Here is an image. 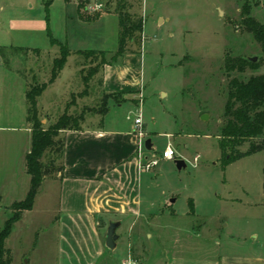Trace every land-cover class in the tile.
I'll use <instances>...</instances> for the list:
<instances>
[{"label":"rangeland","instance_id":"374dc122","mask_svg":"<svg viewBox=\"0 0 264 264\" xmlns=\"http://www.w3.org/2000/svg\"><path fill=\"white\" fill-rule=\"evenodd\" d=\"M244 1L142 0L141 5L131 8L143 17L141 43L129 46L142 54V102L138 108L144 139L152 143L146 153L160 158L170 143L176 158L185 162L178 170L176 158H160L155 167L142 173L143 199L152 198L158 208L162 199L174 198L166 209L176 215L168 221L158 219L180 227L178 233L153 228L149 230L151 238L139 233L136 241L146 250L145 264H168L175 252L189 260L208 258L231 237L242 242L253 240L250 234L257 233L258 240H264V152L223 166L219 141L227 85L224 54L255 56L254 61L262 54L250 32L234 27ZM248 1L251 15L264 23V0ZM99 3L98 10L114 7L108 0H90L92 5ZM79 24L76 0H52L48 13L43 0H0V45L6 47L0 49V193L4 198L0 195V227L12 214L15 199L22 200L30 186L22 159L23 147H30L21 129L28 125L23 81L31 82L33 76L39 83L48 80L53 58L61 52L59 46L51 44L50 35L61 41L67 37L78 40L83 35L88 49L108 53L67 57L57 81L38 98L44 126L66 107L69 113H84L87 124L105 101L109 105L106 125L117 120L128 122L126 117L132 120L134 108L121 102L123 94L109 98L100 85V65L110 60L118 45L117 15L109 12L93 23ZM260 73H264V63L247 69L245 76ZM205 115L208 119H202ZM12 126L14 130L7 128ZM247 148L245 142L239 150ZM196 154L200 156L197 162L193 160ZM58 164L56 160L54 165ZM52 179L42 180L32 210L24 211L12 226L5 241L11 264L59 263L58 224L53 218L60 208L61 191ZM150 180L154 184L149 186ZM190 198L194 199V212L189 207ZM126 226L123 223L117 233ZM174 241L178 242L173 251Z\"/></svg>","mask_w":264,"mask_h":264},{"label":"crops","instance_id":"0c3cea01","mask_svg":"<svg viewBox=\"0 0 264 264\" xmlns=\"http://www.w3.org/2000/svg\"><path fill=\"white\" fill-rule=\"evenodd\" d=\"M105 13H102L95 21L102 18ZM76 19L79 25L95 22L83 21L78 17L77 0ZM83 38L84 36L80 35L78 40L68 39V37L65 41L57 40L65 43L71 52L68 55L70 57L81 54L79 52L85 50H96L88 49L89 45L84 43L86 40L84 41ZM0 47L6 48L1 45ZM140 63H142V54H138L137 50L133 49L115 61L103 65L99 70L101 89L106 93H122L121 102H128L134 108L130 117L132 120L126 117L128 122L117 120L115 124L106 125L107 112L104 115L95 113L87 124L84 123L86 121L84 116L79 128L65 129L60 132V135L64 137L63 168L52 179L59 183L61 191L60 208L53 218L58 224L56 228L59 237L56 248L58 264H125L128 261L131 264H145L146 250L143 246H138L140 243L136 241L140 237L139 233H145L148 238H151L149 230L153 228L160 227L164 233H178L177 230L180 229L179 226H173L172 222L165 224L158 219L162 217L168 221L176 215L175 211L167 210L170 207V200L162 199L157 208L152 198L143 199L142 173L145 171H140L135 163L134 152L138 139L134 133L133 123V117L139 111L140 98L142 102ZM58 76L46 85L38 98L42 97L49 86L57 81ZM26 84L27 81L24 79L22 101L24 108ZM65 110H68V107L64 108L63 112ZM25 122L28 123L26 109ZM7 128L15 129L13 126ZM21 129L28 137V147H31L29 123L27 127L24 125ZM30 147L27 150L26 145L23 147L24 171L26 169L25 155ZM152 184L154 182L150 180L149 186ZM146 186L148 187L147 184ZM0 195L3 200V194L0 193ZM191 199L194 212L195 203L194 199ZM111 220L120 221L115 230L118 237L113 249L105 244L106 230ZM138 220H141L140 223ZM156 221L157 224H155ZM137 222L140 224L139 228L138 224L136 225ZM123 223L128 227L122 228L121 233H117V229ZM251 235L253 240L242 242H235L231 237L230 242L220 247V251L217 249L215 255L208 258L199 256L195 260H189V258L177 256L175 252L168 264H264V240H258L257 233H251ZM177 242L174 241L170 249L174 251ZM216 245L219 243L217 242Z\"/></svg>","mask_w":264,"mask_h":264},{"label":"trees","instance_id":"16d2710c","mask_svg":"<svg viewBox=\"0 0 264 264\" xmlns=\"http://www.w3.org/2000/svg\"><path fill=\"white\" fill-rule=\"evenodd\" d=\"M51 2L52 0H43L47 13ZM109 3H113L114 7L91 10L88 8L90 0H77V14L83 21H94L105 12H112L118 17L117 49L111 53L108 62L102 61L100 67L115 61L127 52H131L134 48L129 45L141 43L142 39L143 17L136 12H131L133 5H141L142 0H108ZM251 6L250 1L243 2L239 10V19L234 23V27L237 30L250 32L261 46L262 54L258 61H251L242 56H232L229 52L224 54L223 68L227 78L226 100L219 128L223 166L244 156L264 151V73L245 76L247 69H256L264 63V23L251 15ZM50 42L52 45L59 46L61 52L53 58L48 81L39 83L33 76L31 82L27 81L26 84V120L31 128V147L25 155V166L30 175V186L26 196L13 203L12 214L0 227V264H11L12 258L9 249L5 247V239L11 233L13 224L21 218L22 213L32 208L42 180L48 176L53 177L62 171L64 137L60 135V132L65 129H77L84 120V113L73 114L65 110L46 127L41 121L37 99L46 85L58 76L71 53L65 43L59 42L51 35ZM32 50L36 51L37 49ZM79 53L103 55L108 52L85 50ZM114 94L108 93V97L110 98ZM108 109V102L105 101L97 112L104 115ZM245 142L248 143V148L244 151L239 150V147ZM49 155H55V157L50 158ZM56 160L59 162L58 166L54 165ZM188 203L190 210H193L191 198Z\"/></svg>","mask_w":264,"mask_h":264},{"label":"built area","instance_id":"2783aa9c","mask_svg":"<svg viewBox=\"0 0 264 264\" xmlns=\"http://www.w3.org/2000/svg\"><path fill=\"white\" fill-rule=\"evenodd\" d=\"M100 6H101L100 3L94 4V5L89 4L88 8L91 10H98V7H100ZM139 102H141V98L139 99ZM133 123L135 125L134 133L138 139L137 147H136V150L134 152V159H135V163L137 165V168L140 171L146 172V171L151 170L153 167H155L159 163L160 158L167 159V160H172V159L176 158V152L170 143H168L165 146L164 150L161 153L160 158L157 157V155L154 153L151 155H148L146 153L147 149L145 147V139H144L145 130H144L143 125H142L140 110L133 117ZM199 157H200L199 154H196L193 157V160L195 162H197ZM125 264H131V263L128 261Z\"/></svg>","mask_w":264,"mask_h":264},{"label":"water","instance_id":"95a60500","mask_svg":"<svg viewBox=\"0 0 264 264\" xmlns=\"http://www.w3.org/2000/svg\"><path fill=\"white\" fill-rule=\"evenodd\" d=\"M256 57H249V60L254 61ZM202 119H208V116H202ZM145 147L147 150H150L152 148L151 140L148 138L145 140ZM174 163L178 170H180L182 167L185 166V162L183 159L176 158L174 160ZM174 198L170 199V202H174ZM120 224V221L118 220H111L108 223L107 230H106V237H105V244L108 248L113 249L115 247V240L118 237L115 230L117 226Z\"/></svg>","mask_w":264,"mask_h":264}]
</instances>
